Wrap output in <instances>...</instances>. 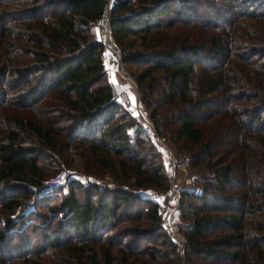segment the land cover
<instances>
[{"label":"trees","instance_id":"trees-1","mask_svg":"<svg viewBox=\"0 0 264 264\" xmlns=\"http://www.w3.org/2000/svg\"><path fill=\"white\" fill-rule=\"evenodd\" d=\"M137 1L136 8L132 0L113 1V34L117 41L139 34L147 51L135 60L148 63L139 76L141 99L152 94V73L160 70L168 83L162 99L151 103V117L158 130L176 123L174 140L184 142L177 149L190 144L189 167L209 175L200 193L182 192L185 242L180 247L172 239L164 250L138 248L137 239L161 226L158 204L91 183L82 188V199L70 190L47 213H38L32 227L54 230L45 241L60 250L62 264H179V249L187 259L264 264V0H242L237 12L245 20L226 24L219 20H226L223 12L234 13L229 0ZM201 2L205 19L195 13ZM106 5L107 0H0V85L9 78L7 87L16 90L13 104L27 109L7 115L9 125L0 135L2 210H14L45 188L58 174L49 175L58 158L83 144L82 152L113 174L129 173L138 187H162L160 180L167 179L145 145V127L111 95L102 42L89 38ZM5 94L0 90L1 98ZM115 116L123 121L114 122ZM142 202L148 223H139V212L136 223L101 240L98 230L114 228L121 214ZM58 215L53 226L49 221ZM23 216L0 214V247L7 233L27 222ZM67 227L80 235L78 243L62 240ZM129 234L137 239L121 244L118 238ZM163 234L170 237L165 229ZM2 257L0 264H40Z\"/></svg>","mask_w":264,"mask_h":264},{"label":"rangeland","instance_id":"rangeland-1","mask_svg":"<svg viewBox=\"0 0 264 264\" xmlns=\"http://www.w3.org/2000/svg\"><path fill=\"white\" fill-rule=\"evenodd\" d=\"M108 1L111 2L110 4L112 6L114 0H107V2ZM229 1L232 5V7H229L234 9V13L223 12V17H226V20L220 19L219 22L226 24L227 20L233 19L235 17L237 21H244L245 18L241 16L239 18L237 12L241 7L242 0ZM140 4L141 3H139L137 0H132V2H130L131 8H136ZM201 4H203L201 7H196V17L199 19H205V17L208 15L205 14L207 11L205 8L206 4L205 2H201ZM110 15H112L111 10ZM247 23H250V21H247ZM113 37L122 55L121 64L124 72L119 66H110L103 61L105 67V80L108 83H115L121 91H125L129 95L132 103L137 107L134 110L135 112H128L131 113L136 121L141 122L145 127V145L150 144V146L153 148V152L157 156L155 163H158L162 166L161 171L164 173L165 178L167 179H162V181L160 180V183L163 185L162 187L155 186V183L138 187L136 186L135 182L136 178L130 176L129 173L121 174L122 172L119 170L117 173L113 174L112 172H109L108 169L103 167L101 163H98L94 157L82 152L81 147L84 146V144L81 145L76 151L70 147L63 153V156L58 158L59 163L54 164L50 170L49 175L51 174V176L56 171L58 174H60L58 180L51 183L50 180H48L49 182H47L45 188L43 187L37 193L33 194L31 199L23 201L21 205L14 210L5 211L2 210L0 206V214H2L5 219L7 217L16 219L17 217H22L23 215L27 218V222H25V224H17L13 230L6 234L7 240L3 242L2 246L0 247V255L3 256L2 258H11L15 261L23 263V259H25V257H29L32 261H38L40 264H62L61 259H58L59 255H61L60 250L50 244L47 245V242L45 241V235H50L54 230H49L46 232L44 229L39 227H32V224L38 220V213H47V207L58 203L66 194L70 192V190H73L78 198L82 199L84 195V189L82 188L90 183L109 189L120 188L127 191H132L136 193V195H140L143 199H149L158 204L159 214L161 216V226L154 230V234L152 236L149 235L148 237H141L140 239H137L135 236H133V234L122 236L121 238H118V240L121 241V244H123L125 241L137 239L136 241H138L137 243L139 245L138 248L154 245L155 249L164 250L166 247H168L169 242L173 239L174 241H177L181 247V237L182 235L184 236V234L180 227L184 226L186 223L184 220L186 204L182 207V193L178 200H171L173 184L179 185L181 187L194 188V191L197 190V193H194V191L193 193L198 194L201 192L203 179L205 177H209V175L202 172H196L195 169H191L189 167L186 154L194 151V148H192L190 144L186 145L187 149H177L176 146L178 143H184L181 139L174 140V130L176 129L177 124H167L166 126L160 124V130H158L154 120L151 117L150 110L155 107L151 103H155V101L162 99L163 91L161 92V88L166 87L168 83L167 80L163 78V74L160 70L154 71L152 73L155 76V81L152 83V92L151 89L148 88L152 93L146 98L150 101H148L149 105L145 101L146 99H141L142 91L141 87L139 86V76L140 73L147 69L148 63L147 60H144L143 58L135 60L136 58L134 55L136 53H144L147 51L146 46L142 44L139 34L130 33L119 41L116 40L114 34ZM89 38L100 40L102 44L104 43L103 31L101 27L96 25V22H94L92 30L89 33ZM103 51L104 49L102 50V54ZM7 81H9V78L6 80L5 85H0V90L6 89L4 98L0 97V135L4 134L6 127L9 125L6 120L7 115H12L13 113L19 114L20 112L22 113L23 111H27V109H21V111L16 109L17 107L13 104L15 101L13 95L16 90L13 91L11 90V87H7ZM113 121H123V118L122 116H115ZM110 155L114 160L118 159L117 156L112 152H110ZM168 155H173L179 161V164H177L173 170ZM156 164H154V166ZM77 184H80L81 187H79ZM146 205L147 204L144 202L140 203V206L139 203H136L131 210H128L120 215V218L118 221H116L114 228L98 230L97 234H100L101 240L107 235H112L117 230L126 227V225L128 226L136 223L134 222L133 218H135L139 212V223H141V225L148 223V220L144 217V211L142 210ZM120 207V209H122V206ZM172 211H174V213L171 215V219L173 220L172 228L174 225L178 228L177 234H179V236L173 233V229H171V227L168 228L166 226L169 225V223L166 221L168 220V217ZM58 219L59 215L52 218V220L49 222L55 226L58 223ZM1 228L4 229V226L3 222L0 221V229ZM163 229H165L170 234L171 238L163 234ZM66 230L69 231L68 236L64 235L62 240H69L71 243H78L80 235L71 227H67ZM181 250L182 249H179V260H176L173 256L176 263L219 264L207 259H203L199 255H193L190 259H187L181 255ZM114 251L115 249H113V252ZM148 251L150 250H147V252ZM158 253L159 252L157 251V254Z\"/></svg>","mask_w":264,"mask_h":264},{"label":"built area","instance_id":"built-area-1","mask_svg":"<svg viewBox=\"0 0 264 264\" xmlns=\"http://www.w3.org/2000/svg\"><path fill=\"white\" fill-rule=\"evenodd\" d=\"M111 2L108 1L106 8L104 9V11L100 14V16L95 20L96 25L101 27L103 34H104V43H103V54H102V58L103 61L106 62L108 65H112L115 67H120V69L124 72L123 68H122V55L120 52L119 47L117 46L114 37H113V30H112V26H111V15H110V7H111ZM126 74V73H125ZM110 90H111V95L114 99H116L127 111H134L137 107L132 103L129 95L125 92V91H121L117 85L115 83H110ZM135 112V111H134ZM170 161H171V166H172V170L177 166V164H179L178 159H176V157H174L173 155H168ZM185 163V162H184ZM60 177V174H57L55 177H53L50 180L51 182H54L56 180H58ZM49 182V181H48ZM183 190H190V191H194V188H188V187H181L179 185H174L172 187V193H171V200H178L180 198V195L182 193ZM194 193H197V190L194 191ZM175 209V208H173ZM174 213V211H172V213L169 215L168 220L166 221L167 223H169V225H166L168 228L171 227V229H173V233H175L177 236H179V234H177L178 228L174 225V227L172 228V219H171V215ZM181 241H182V245L185 242V237L182 235L181 237Z\"/></svg>","mask_w":264,"mask_h":264}]
</instances>
